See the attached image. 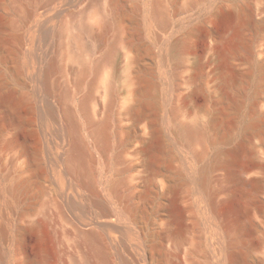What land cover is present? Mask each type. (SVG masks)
<instances>
[{
  "label": "rangeland",
  "instance_id": "obj_1",
  "mask_svg": "<svg viewBox=\"0 0 264 264\" xmlns=\"http://www.w3.org/2000/svg\"><path fill=\"white\" fill-rule=\"evenodd\" d=\"M119 1L126 13L118 18L117 32L130 43L107 57L112 84L101 98L100 108L103 115L111 111L120 121V137L133 146L124 155L125 161L113 162L107 178L131 187L134 218L121 221L114 213L102 216L91 209L93 220L82 225L78 211L64 206L65 217L51 204L58 194L45 156L47 126L31 78L21 65L19 76L10 73L15 63L9 61L0 36V83L21 99L20 111L25 117L23 125L13 123L2 115L0 104V188H13L17 181L26 180L20 192L6 193L0 199L6 232L0 235L4 255L0 264H124L122 258L133 264H211L210 244L190 208L194 205L203 218L209 214L211 200L221 224L238 222L228 228L223 242L228 253L237 255L224 257V263L264 264V188H253L231 174L250 168L245 178H264V0H164L167 25L158 30L161 41L156 50L166 52L170 44L178 43L166 62V81L158 69L155 47L129 10L138 0ZM46 2H36L37 19L46 18L52 28L53 55L64 52L68 22L77 32L83 23L97 25L100 4L105 15L110 10V0H84L70 17L68 5L52 6L55 9L50 11ZM32 4L33 0H0V19L7 20L9 38L13 34L23 37L17 19H26V8ZM248 10L257 23H249ZM111 35L106 43L95 41L89 54L102 56L104 45L114 41V33ZM12 39L20 56L23 44ZM139 58L153 67L143 69ZM145 80L150 82L152 99L131 112L129 105L139 101L129 96L144 87ZM56 95L49 99L58 98ZM194 121L205 127V142L172 138L171 128ZM145 122L152 130L155 123L163 126L165 140L153 151L144 147V141L153 135L150 128L151 133L146 131ZM133 123L139 126L135 139L128 130ZM29 146L42 153L36 164L31 161ZM203 151L199 158L195 156ZM116 152L113 147L110 156ZM52 157L62 166L60 156ZM104 198L109 205L110 196ZM175 213L180 218L177 222ZM250 223L254 230L245 231ZM121 227L139 232L143 250L121 235ZM122 239L125 244L119 246Z\"/></svg>",
  "mask_w": 264,
  "mask_h": 264
},
{
  "label": "bare ground",
  "instance_id": "obj_2",
  "mask_svg": "<svg viewBox=\"0 0 264 264\" xmlns=\"http://www.w3.org/2000/svg\"><path fill=\"white\" fill-rule=\"evenodd\" d=\"M37 1L33 0L32 6L26 8V19H17V23L23 26V37L22 35L13 34L12 38L16 42L18 41L23 44L20 56L15 43L12 41L13 39L9 38L11 33H6V27H8L6 19H0V36H2L4 45L7 46L9 61L16 64L15 67V64H13L10 73L13 76H17L18 69H20L19 65H21L27 74L25 75L31 78L35 87L34 93L38 99L40 113L44 124L47 126L45 135L48 147L45 150V156L50 171L54 175L58 194L56 195L58 197L51 199V204H54L59 209L61 215L65 217L68 215L66 213L68 205L70 206L69 208L78 211V219L82 225H87L93 220L89 214L91 209H95L102 216L114 213L121 221L132 220L134 212L131 207V187H124L125 184L122 180H110L107 178L115 160L125 161L124 155L131 148V141L120 137L122 127L120 121L113 116L112 112L107 111L103 115L102 108H100L101 98L109 93L112 84V72L110 61L108 60L110 58L107 57L118 53L117 51L120 47L125 50L124 47L130 43L124 40L123 37H120V34L117 32L118 18L126 13V9L120 1L110 0L109 15H105L102 10L103 4H100L101 2L99 1V10L95 15L97 25L83 23L77 32H73L68 22L62 42L64 52L61 55H53L51 54L52 43L50 40L52 28L48 25L46 18L37 19ZM83 1L47 0L46 4L50 11L55 9L52 6L68 5L69 11L67 12H70L71 17L72 12ZM163 3L164 0H138L133 2L129 8L134 16V21L142 23L143 27L140 29L145 36H148L149 39H147L155 47V50L160 40L158 30L165 28L167 25L164 15L166 10H164ZM59 11L61 12V10ZM229 13L234 14V12ZM246 16L249 23H257L253 12L250 10L246 12ZM111 33H114V41L104 45L103 55H96L94 57L90 55L89 50L92 46H95L94 42L107 40L108 34L111 35ZM177 45L178 43L170 44L169 51L166 52L165 50L160 51V48L156 50L159 61L158 69L164 81L167 80L166 62L171 57V50L176 48ZM141 59L139 58V60ZM141 61L143 69L149 71L153 67H150V64L146 63L143 59ZM198 66L200 68V64ZM145 81H147V84L144 85ZM145 81L142 83L144 87H141L137 92H132L129 96L130 99L136 96L139 101L138 105H129L128 110L131 112L142 106V103L147 104L152 99L150 82L149 80ZM2 84L0 83L2 115L8 117L15 124L23 125L25 117L20 111L21 99L13 91L7 90ZM53 94H58L56 95L58 98L49 99ZM57 101L64 103V105L61 107L62 104L60 105ZM84 123H86V127H84ZM130 126H128L130 127L128 130H130L132 137L135 139L139 131L138 123H133ZM144 126L147 129L146 131L151 133L148 129H151L148 122H145ZM153 127L154 129H151L153 135L144 141V147L151 151L158 148L165 140L163 126L158 125V123L156 125L155 123ZM170 132L176 142L182 138H187L188 142L191 143L195 140L205 142V127L199 121L179 124L171 128ZM113 147L117 149V152L111 157L110 152ZM151 151L149 152L151 153ZM28 152L33 163L39 162L42 153L37 152L30 146ZM204 153L205 151L203 153L198 152L195 153V156L199 158ZM53 155L60 156L59 159L62 161V166L52 157ZM250 171V168H246L240 173L231 174L234 175V178H239L240 181L253 188H264V178L244 177L245 175L248 176L251 173ZM193 179L196 183V178ZM198 184L200 185V179L198 180ZM25 185L26 180H20L17 181L13 188H0V199L4 198L6 193L14 195L20 192ZM105 195L110 196L109 205H106V200L105 202L103 201ZM72 196H76L77 198H73ZM62 198L67 201L65 204ZM64 206L66 207L64 208ZM190 208L195 211V224L199 228V231L200 226L203 227V232H205L206 239L210 244V251H208L213 259L211 264H225L224 260L226 259L224 257L236 256V252L230 253L229 251L228 253L226 251L223 247V242L226 240L228 228L232 225H237L238 222L233 223L230 221L225 225L221 224L212 200L208 204L209 214L204 215L203 218H200V211L198 213L194 205H191ZM174 215L177 222L180 218L177 216L178 214L176 215L175 213ZM254 227V224L250 223L243 228L245 231H253ZM120 231L121 235L131 241L133 246L137 249H142L144 242L139 232L129 227H121ZM5 233V223L0 218V235L5 236ZM124 244L125 242L122 239L119 246H123ZM101 252L105 256L108 255L104 250ZM120 256L122 257V254ZM3 257L4 255L0 253V258L2 259ZM121 261L124 264H133L131 260L128 261L123 258ZM136 262L137 264H145L141 261Z\"/></svg>",
  "mask_w": 264,
  "mask_h": 264
}]
</instances>
